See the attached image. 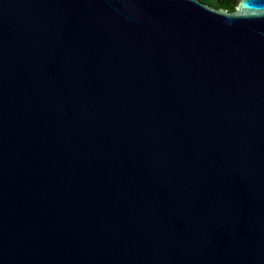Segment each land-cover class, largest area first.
I'll list each match as a JSON object with an SVG mask.
<instances>
[{
  "label": "water",
  "instance_id": "obj_1",
  "mask_svg": "<svg viewBox=\"0 0 264 264\" xmlns=\"http://www.w3.org/2000/svg\"><path fill=\"white\" fill-rule=\"evenodd\" d=\"M0 0V264H264V0Z\"/></svg>",
  "mask_w": 264,
  "mask_h": 264
},
{
  "label": "trees",
  "instance_id": "obj_2",
  "mask_svg": "<svg viewBox=\"0 0 264 264\" xmlns=\"http://www.w3.org/2000/svg\"><path fill=\"white\" fill-rule=\"evenodd\" d=\"M202 4L208 5L215 9H223L229 12H233L235 10L234 2L236 0H197Z\"/></svg>",
  "mask_w": 264,
  "mask_h": 264
}]
</instances>
